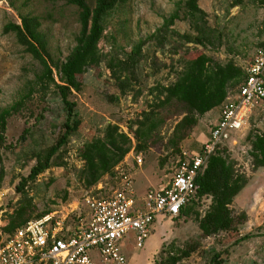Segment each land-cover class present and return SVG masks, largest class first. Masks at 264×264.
Here are the masks:
<instances>
[{
	"label": "rangeland",
	"instance_id": "374dc122",
	"mask_svg": "<svg viewBox=\"0 0 264 264\" xmlns=\"http://www.w3.org/2000/svg\"><path fill=\"white\" fill-rule=\"evenodd\" d=\"M69 1L0 0V111L26 98L21 111L8 120L5 144L0 149L1 228L7 226L9 216L24 196L32 198L35 205L31 220L50 212L60 218L69 216V223L73 224L86 217L87 199L110 196L122 174L133 179L141 196L151 187L166 184L183 158L180 152H197L207 140L217 111L199 118L198 125L173 146L170 140L185 109L172 104L159 110L158 133L150 141L149 149L139 153L142 166L130 157L114 175L106 176L92 189L85 187L81 177L85 163L80 150L93 139L103 137L109 124H118L127 134L131 127L136 129V122L143 112L150 110L160 89L178 80L191 55L204 53L217 63L233 61L245 68L264 40V0H200L199 6L206 12L208 28L213 32L208 45L184 37L196 36L185 19L187 0H131L118 7L104 22L105 33L99 45L104 62L79 78L84 88L71 97L81 120L79 130L56 155L54 166L35 182L26 183L24 179H28L39 158L46 157L64 134L67 115L54 85L44 91L34 84L43 67L27 53L16 34L6 33L5 28L10 24L21 25L23 17L37 18L45 55L53 65L56 82L60 83L58 68L77 46L81 30L79 9ZM96 1L87 0L92 8ZM175 12H179L181 20L167 34L158 33ZM141 42L146 45L136 57L133 52ZM120 62H129L124 72L118 70ZM110 64L116 67V77ZM31 89L33 93L27 99ZM261 133H264V112L251 117L244 139L229 150L236 169L249 180L231 206L235 218L233 232L205 238L195 214L177 219L159 217L142 249H137L134 233L126 238L123 252L129 263L169 264L171 257H181L194 248L191 256L178 264H213L219 254L221 264H264V169H254L247 143L250 134ZM20 185H25L21 194L17 192ZM211 204V199L205 198L197 200L193 207L205 216ZM0 236V245L9 240L7 234L0 232Z\"/></svg>",
	"mask_w": 264,
	"mask_h": 264
},
{
	"label": "trees",
	"instance_id": "16d2710c",
	"mask_svg": "<svg viewBox=\"0 0 264 264\" xmlns=\"http://www.w3.org/2000/svg\"><path fill=\"white\" fill-rule=\"evenodd\" d=\"M130 1L97 0L95 8L90 7L87 0L69 1L71 5L79 9L81 30L77 37V46L66 62L58 68L60 83L56 82L53 65L50 64L45 55L46 49L39 31L41 26L39 20L33 17H23L21 18V25L10 24L5 28L6 33L14 32L16 34L17 40L26 48L27 53L43 67L42 74L37 77L34 84L44 91L49 90L50 86L54 85L67 115L63 125L64 134L57 144L48 150L46 157L39 158L37 166L32 169L30 176L28 179H24V182H35L42 173L52 168L57 160L56 155L68 145L70 138L79 130L81 120L78 119L76 103L71 100V97L74 92L80 93L84 88L79 78L88 70L99 68L104 62L105 58L99 45L104 37L106 18L118 7L128 4ZM199 2L200 0H187L184 4L185 19L188 20L191 30L196 34V36L185 34L184 37L199 45H208L211 44L213 32L208 28L206 20L208 16L200 8ZM180 20L179 12H175L165 20L158 33L167 34ZM154 37L155 35L150 39ZM145 45L146 42H141L133 55L136 57L141 55ZM134 59L135 57L132 56L130 60L133 61ZM126 63L129 65V62H120L118 70L124 72ZM109 68L113 76L116 77L118 74L115 65L110 64ZM245 79L244 69L233 61L221 64L213 61L204 53L191 55L178 80L174 84L160 89L159 96L150 106V110L143 112L136 122V129L131 127L130 134H127L121 131L118 124H109L103 132V137L95 138L81 148L80 157L85 163L81 177L85 187L92 189L98 186L106 176L114 175L116 169L124 163L132 151L133 140L136 143L137 154L149 149L150 141L160 128L159 110L172 104L184 107L183 118L176 125L170 140L171 145H178L185 139L187 132L198 125L199 118L220 109L228 99L230 92H235ZM32 89L27 99L31 97ZM25 99L24 97L12 107L0 111V149L5 144L8 120L21 111ZM27 134L28 130L21 140H26ZM247 143L251 147L250 157L254 169H264V133L250 134L247 137ZM180 153L182 154V152ZM248 182L247 177L236 169L235 163L230 159L229 152L225 149L218 151L216 155L211 157L206 170L198 179L199 201L205 198L211 199L212 204L209 210L205 216H201L194 210L193 206L197 202L194 200L193 203L183 209L180 217L195 214L205 238L233 232L235 230V218L231 206L248 185ZM24 188L25 185L18 186L17 192L23 193ZM35 211L32 198L24 196L13 214L9 216L7 226L0 227V232L9 235L11 238L19 229L31 221ZM49 214L50 212H43L37 216V219ZM189 250L184 252L181 257H171L168 263L178 264L184 258L190 257L195 249ZM221 261L219 254L215 256L212 263L221 264Z\"/></svg>",
	"mask_w": 264,
	"mask_h": 264
},
{
	"label": "built area",
	"instance_id": "2783aa9c",
	"mask_svg": "<svg viewBox=\"0 0 264 264\" xmlns=\"http://www.w3.org/2000/svg\"><path fill=\"white\" fill-rule=\"evenodd\" d=\"M243 69L244 83L230 92L207 140L199 151L182 153L166 184L151 187L141 196L133 179L122 174L110 196L87 199V215L76 223L69 224V216L56 214L31 220L0 245V264H130L123 252L129 234H135L137 249H142L159 217L177 219L184 208L199 200L198 179L211 157L238 146L251 117L264 112V40ZM130 157L142 166L136 146L125 161Z\"/></svg>",
	"mask_w": 264,
	"mask_h": 264
},
{
	"label": "crops",
	"instance_id": "0c3cea01",
	"mask_svg": "<svg viewBox=\"0 0 264 264\" xmlns=\"http://www.w3.org/2000/svg\"><path fill=\"white\" fill-rule=\"evenodd\" d=\"M215 111H217V113H216L217 116L214 118V121L211 123L212 126L215 125V124L219 121V119H220V114H221V108H220V109H217V110H214V111L210 112L209 114L205 115V116H209V115H211L212 113H215Z\"/></svg>",
	"mask_w": 264,
	"mask_h": 264
}]
</instances>
